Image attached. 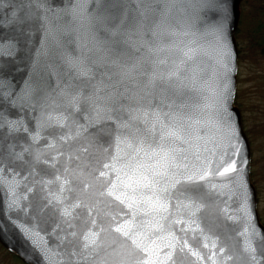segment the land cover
<instances>
[{"label": "water", "instance_id": "95a60500", "mask_svg": "<svg viewBox=\"0 0 264 264\" xmlns=\"http://www.w3.org/2000/svg\"><path fill=\"white\" fill-rule=\"evenodd\" d=\"M241 1L0 0L4 249L24 264H264L234 104Z\"/></svg>", "mask_w": 264, "mask_h": 264}, {"label": "trees", "instance_id": "16d2710c", "mask_svg": "<svg viewBox=\"0 0 264 264\" xmlns=\"http://www.w3.org/2000/svg\"><path fill=\"white\" fill-rule=\"evenodd\" d=\"M242 2L243 0L239 5V20L234 34L237 46L234 104L240 110L242 126L250 146V179L256 192L259 219L264 225V166H261V170H259V161L252 158V141L249 133L245 130L247 121L245 114H252L255 111L257 113L260 112L264 117V112H261V110L264 111V93H258L259 89L264 91V0H255L254 7H252L254 12L251 15L242 13ZM246 68H248V78L244 77ZM247 81L252 82L256 90L253 101V92L242 88V85ZM247 100L250 104L247 103ZM257 176H260V179H257ZM15 260H18L15 255L0 245V264H12L15 263Z\"/></svg>", "mask_w": 264, "mask_h": 264}, {"label": "rangeland", "instance_id": "374dc122", "mask_svg": "<svg viewBox=\"0 0 264 264\" xmlns=\"http://www.w3.org/2000/svg\"><path fill=\"white\" fill-rule=\"evenodd\" d=\"M254 2H255V0H243V2H242L243 5L241 6V9H242L241 11L244 15L253 14L254 10L252 7H254ZM239 12H240V8H239ZM247 70H248V68L245 69L246 72L244 73V77H246V78H248V76H249ZM242 88L246 91L249 90L250 92L251 91L253 92V95H252V101H253L255 99L256 90L254 89L252 82L247 81L246 83H244L242 85ZM258 93L263 94L264 93L263 89H259ZM247 103L250 104V102L248 100H247ZM261 112H264V111L261 110ZM245 116H247V121L245 124L246 125L245 130L249 133L251 141H252V145H251L252 149H253L252 158L256 161H259V170H261V166H264V117L260 114V112L257 113L255 111H253L252 114L247 113V114H245ZM250 160H251V152H250ZM257 179H260V176H257ZM257 210H258V208H257ZM263 217H264V214H263ZM263 222H264V219H263ZM8 260H10V259H8ZM12 264H22V262L18 259V260H15V263H12Z\"/></svg>", "mask_w": 264, "mask_h": 264}, {"label": "snow or ice", "instance_id": "6c2138e0", "mask_svg": "<svg viewBox=\"0 0 264 264\" xmlns=\"http://www.w3.org/2000/svg\"><path fill=\"white\" fill-rule=\"evenodd\" d=\"M169 134H171V133H169ZM231 171H233L232 168L225 169V172H231ZM184 179L187 180V181H191L193 179V177H191V176L184 177ZM201 179H203V177H201ZM179 182H180L179 180L176 181V183H179ZM172 187H175V184H173ZM125 235H127V233H125Z\"/></svg>", "mask_w": 264, "mask_h": 264}]
</instances>
